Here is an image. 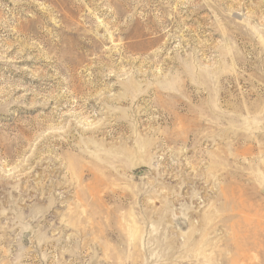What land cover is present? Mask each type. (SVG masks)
Returning a JSON list of instances; mask_svg holds the SVG:
<instances>
[{
  "label": "rangeland",
  "instance_id": "374dc122",
  "mask_svg": "<svg viewBox=\"0 0 264 264\" xmlns=\"http://www.w3.org/2000/svg\"><path fill=\"white\" fill-rule=\"evenodd\" d=\"M0 264H264V0H0Z\"/></svg>",
  "mask_w": 264,
  "mask_h": 264
}]
</instances>
